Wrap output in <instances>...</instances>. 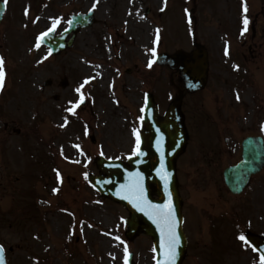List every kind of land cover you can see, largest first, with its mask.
Masks as SVG:
<instances>
[{
  "label": "rangeland",
  "instance_id": "rangeland-1",
  "mask_svg": "<svg viewBox=\"0 0 264 264\" xmlns=\"http://www.w3.org/2000/svg\"><path fill=\"white\" fill-rule=\"evenodd\" d=\"M120 4V0H7L0 23L5 72L0 89V244L7 264H124L125 247L136 264H154L150 240L138 236L131 244L126 241V211L100 198L87 177L97 174L94 160L99 155L125 161L136 150L146 93L153 95L161 112L178 97L177 75L158 67L154 57L189 51L196 44L209 52V83L204 95L184 94V101L216 97V116L188 126L182 197L186 211L204 221L196 220L189 228L197 245L186 264H261L240 237L245 231L264 236V220L245 198L234 203L236 214L230 223L235 200L219 191L221 171L237 157L233 147L229 154V146L217 143L221 159L209 166L203 164L204 149L200 144V153L198 140L208 131L220 134L219 139H240L256 132L259 124L264 131V0H137L129 12L152 28L148 41H139L136 25L125 39L128 23ZM87 11L94 12L96 22L77 33L69 50L48 57L46 48L37 47L40 33L55 24L59 34L70 15ZM245 15L249 24L241 34ZM251 42L261 46L256 49L261 57L254 61L246 53ZM88 68L107 72L109 83L101 85L96 73L86 72ZM240 88L239 99L234 100ZM34 197L39 216L34 207L29 209ZM205 207L216 213V244L210 235L215 227L206 221L213 215L203 214ZM98 210L107 213L111 225L95 219ZM88 231L103 235L88 236ZM204 244L207 250L200 260Z\"/></svg>",
  "mask_w": 264,
  "mask_h": 264
},
{
  "label": "water",
  "instance_id": "water-1",
  "mask_svg": "<svg viewBox=\"0 0 264 264\" xmlns=\"http://www.w3.org/2000/svg\"><path fill=\"white\" fill-rule=\"evenodd\" d=\"M2 11L3 7L0 6V19ZM91 21V15L77 17L71 31L75 32L77 27L89 25ZM68 32L69 30L63 36ZM40 42L48 45L52 54H58L71 44V42L64 44L63 39L54 38L53 30L46 36L43 35ZM200 51L202 53L186 54L179 51L172 56L162 54L156 58V61L159 65H168L171 69L179 70L186 89L197 91L203 87L207 71L206 53H203V48H200ZM178 105V103L171 104L165 116L159 118L152 97L147 95L146 108L141 120L138 154L129 159L127 166L119 161H106L100 158L96 161L100 171L98 177H89L90 183L102 196L128 210L126 237L129 240L138 233L151 237L156 253L155 264L158 262L165 264L166 252L163 245L166 237L162 235L161 227L154 220L160 221L158 213L161 209L166 212L169 204L174 211L176 232L180 239L176 249L175 264H181L185 254L186 242L181 229V206L174 170V160L185 145V132L182 118L177 110ZM254 146L253 140L245 141L244 161L236 168L226 170L224 174L226 184L234 193H238L246 184L249 175L257 172L261 167V161L251 162L248 158L250 155L252 159L255 158L250 151ZM162 177L167 179V188ZM137 204L140 206L137 207ZM248 240L264 256V240L254 236H248ZM3 264H5L4 255ZM127 264H133L130 256Z\"/></svg>",
  "mask_w": 264,
  "mask_h": 264
},
{
  "label": "flooded vegetation",
  "instance_id": "flooded-vegetation-1",
  "mask_svg": "<svg viewBox=\"0 0 264 264\" xmlns=\"http://www.w3.org/2000/svg\"><path fill=\"white\" fill-rule=\"evenodd\" d=\"M208 110L211 111L210 108ZM212 112L215 113L216 115V107L214 110H212ZM246 137H260L262 139L264 146V133L262 131H260L259 133H248L244 137H241L240 139H231L230 146L233 147L234 150H236V153L239 154L240 157L239 158L236 157L230 165H236L240 161L241 143ZM200 144L204 149V152L201 155L202 161L205 162L203 164L209 166L216 165V132L212 136L203 137L202 140H200ZM183 157L184 156H180L176 161L178 180L181 185V189L183 188V184H182L183 168L184 165L186 164V159H184ZM224 193L226 195H229V197L236 198V196H231V194H229L226 190H224ZM244 194L248 195V202L252 207V209L255 211V213L256 214L260 213L264 217V166L258 174L250 178L248 187L245 190ZM184 212H185L184 220L186 222L187 230H188V238H187L188 250H190L194 245L195 246L197 245V242L195 240H192L193 238L192 235L189 234V228L193 226V224L197 219L194 218L189 212L186 211ZM212 221L214 222L216 228V214L212 218ZM209 223H210V219L208 220V224Z\"/></svg>",
  "mask_w": 264,
  "mask_h": 264
},
{
  "label": "snow or ice",
  "instance_id": "snow-or-ice-1",
  "mask_svg": "<svg viewBox=\"0 0 264 264\" xmlns=\"http://www.w3.org/2000/svg\"><path fill=\"white\" fill-rule=\"evenodd\" d=\"M4 3L7 4V0H4ZM243 7V12L246 13L247 12V5L246 3L242 4ZM26 14H27V10H26ZM243 30L242 33L247 31V27L249 24V20L247 18V16H243ZM58 23V21L56 22ZM71 23V21L69 22ZM55 27V24L53 25V29ZM53 29H49V32H51ZM43 35H47V33L43 34ZM37 47H39V44H37ZM154 51V50H153ZM225 54L227 55V48L225 49ZM149 67L152 66V62H149ZM238 67V66H237ZM4 77H5V72H4V58L0 57V89L3 88L4 86ZM77 91H79V89H77ZM237 99H239V96H237ZM83 102V97H81V101L80 103ZM76 107H79V103L76 105ZM68 111L70 112H74V109H69ZM139 144H140V138L137 135V145L136 148H139ZM138 152L134 150L133 155H137ZM59 175V174H58ZM162 179H165V188H167V179L166 177H162ZM56 191V190H54ZM141 194H142V189L140 190ZM137 207H139L140 205L137 204ZM141 210L143 211V208H141ZM158 215L160 216V221H156L154 220V222L158 223V226L161 227V231H162V235H165L166 237V241L165 244L163 245L165 252H166V261L165 264H175V258L177 255L176 249L179 246L180 243V239H179V235L176 232V221H175V215H174V211L172 210V206L171 204L168 205V209L165 212L163 209H161V211L158 213ZM162 221V224H161ZM117 239H119V237H117ZM241 240H244L245 238L243 236L240 237ZM3 246H0V264H3ZM128 258V252H127V247H125V261H127ZM159 264V262H158ZM261 264H264V256H261Z\"/></svg>",
  "mask_w": 264,
  "mask_h": 264
},
{
  "label": "bare ground",
  "instance_id": "bare-ground-1",
  "mask_svg": "<svg viewBox=\"0 0 264 264\" xmlns=\"http://www.w3.org/2000/svg\"><path fill=\"white\" fill-rule=\"evenodd\" d=\"M121 4H120V14L123 18V20H127L128 23V27L126 29V38H128L130 31H132V25H136L139 27V30H137V35H138V39L139 41L140 38L143 39V41H148V39L150 40L152 35H153V30L150 27V25H144L143 21L134 15V13L129 12L130 9H133L132 3L137 1V0H120ZM43 21H45V18L42 19ZM134 45V44H133ZM87 73L89 74H93L96 73L97 74V78L99 79V83L102 85H106L109 83V74L107 72H102L100 69L98 68H88ZM103 78V79H102ZM56 96V95H55ZM54 101H56V98L54 97ZM47 106H49V103H47ZM95 219H101L103 220L106 225H111L109 216L107 215L106 212L102 211V210H98L95 211ZM93 235L96 236L97 238L101 237L103 234H97L96 232H91L88 231V236ZM103 245H109L112 246V243L110 241H104L102 243Z\"/></svg>",
  "mask_w": 264,
  "mask_h": 264
}]
</instances>
